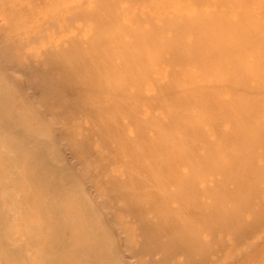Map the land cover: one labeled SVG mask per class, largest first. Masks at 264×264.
I'll return each instance as SVG.
<instances>
[{
    "label": "bare ground",
    "instance_id": "1",
    "mask_svg": "<svg viewBox=\"0 0 264 264\" xmlns=\"http://www.w3.org/2000/svg\"><path fill=\"white\" fill-rule=\"evenodd\" d=\"M59 1L47 0L46 6L41 7V13L40 7L20 9L21 13L24 11L32 18H37L38 30L51 29L55 35L51 48L45 49L42 47L43 42L39 41L41 48L36 53V71L43 77V81L46 77L52 78L57 88L67 87L72 92L92 91L97 94V97L92 99H81L75 110L80 118L89 123L88 126L85 125L87 132L82 136L83 141L88 145L91 136L98 140L100 145L97 159L105 162L100 168V174L107 176L105 181L108 182L109 188L114 189L118 196H124V199H117L124 204L121 209L135 216L132 221L142 232L141 236H144L143 240L146 241L144 243H150L144 238L152 232L157 235L156 239H151L154 248L159 246L161 250H165V246L158 244V237L171 232V227L175 226L177 221L186 217L189 218L188 222H209L215 216H220V207L213 208L207 204L206 208L200 196L208 194L213 203V200H220L216 187L218 186L219 193L220 189L221 193L225 191L220 188L223 187L220 186V179L218 182L212 180L214 186H211L204 174L214 175L218 172L223 174L221 183L225 187L232 184L233 187L241 188L249 184V176L255 173L256 169L260 170L251 162L253 152L247 151L246 147L258 143L264 145V64H261L264 60V45H261L264 40V24H261L264 19V5L257 6L259 4L253 1V4L246 7L249 11L252 8L256 11L263 8V11H259V20L250 15V12L244 11L245 16L242 14L240 18L235 19L241 20H238V25L243 31H234L238 33L234 38H229L226 34L217 36L220 44L209 46L211 50H215L206 52L209 49L207 37L191 46V49L197 50L198 53L192 54L189 49L177 58L174 52L181 46L175 47L170 41V59L156 52V57L148 56L149 58L139 61L147 66L146 71L141 72L139 76L130 75L116 83L112 79L110 81L109 76L124 73L134 67V64L116 61L114 57L107 56L106 52L97 49V43L119 38L120 35L114 37L110 34V37L94 32L87 36L88 41H82L83 37L77 39L76 34L72 38L74 41H80L77 44L78 50L70 48L65 51L62 35L60 37L62 31L58 24ZM50 8L57 9V13L52 14L49 19L54 22L52 28L44 23ZM104 18L106 23L117 21L114 16ZM205 21L203 18L201 25ZM118 23H121L120 19ZM199 26H194L191 32L195 34ZM140 38L138 41H130L129 46H148L151 43L148 33ZM256 46L260 48L256 50ZM75 51L79 52L78 56H75L78 62L64 64L66 53L75 54ZM163 57L167 59L164 60ZM216 58L220 60V65L208 66ZM91 61L95 64L86 68L85 62ZM182 61L184 63L180 66ZM196 64L199 66L191 72L189 66ZM165 67H168V70H164L166 73L162 71ZM211 71L218 74L217 82L204 79ZM159 74L167 78L161 80ZM77 75L82 76V84L72 78ZM237 75L243 79L235 84L234 77ZM67 76H71L69 81L74 83H63L64 77ZM219 84L245 91L250 102L240 105L239 100H226L223 93L217 94ZM7 86L0 78V264H72L67 260L72 255L76 259L73 264H113L108 260L107 254L103 253L101 235L94 228L95 224L90 215L94 211L93 206L84 199L76 212L64 207L62 192L65 188L75 186V179L68 175L64 165L57 167V164L50 163L49 153L45 151L48 141L38 138L33 127L29 129L22 126L26 115L11 110V102L7 100ZM151 90L153 93L149 94ZM106 92L115 93L116 97L107 99L104 95ZM214 96H218L216 101ZM148 103L156 104L151 106ZM145 104V108L159 109L163 116L149 119V114L146 120L143 117L144 120L140 121ZM193 107L201 116H197ZM241 110H247L249 113L236 116ZM178 113L180 117H177ZM107 114L111 116L107 117ZM230 119L232 123L225 133L223 132V137H216L221 124ZM252 125L256 126L255 129L250 128ZM170 128L176 130L170 132ZM165 130L170 133H165ZM229 145H233L242 155L230 153L234 149L230 150L229 154L225 150ZM234 160H237V166L231 165ZM189 161H195V165L188 164ZM109 166H114L119 171L123 167L120 177L112 174L115 171L110 170ZM227 167H230L236 177L230 172L223 173ZM237 174H243V177L246 174V179ZM25 185L32 186L33 190L32 195L22 198L23 206L28 208L39 205L42 208L40 217L49 222V228L42 231L41 237L38 238L35 233L39 231V226L34 228L35 226L31 225L28 229L21 230V233L14 231L23 225L27 227L26 223L29 221L24 217L25 208L17 204L21 195L17 194L16 190ZM212 188H215L214 192ZM225 194L228 199L245 203L242 207L239 206L237 211H245L250 207L248 205L252 204L251 199L242 192L235 195ZM174 202H177L176 206H173ZM85 212L88 215L87 224L72 229V219L79 222ZM20 214L23 217L19 218ZM146 214L155 219L158 217V220L149 219ZM82 240L90 241L92 245L79 246ZM176 244V250L183 252L190 245L188 242ZM31 245L33 248H30ZM147 251L152 254L151 249L148 248ZM167 251L165 258L169 261L175 252L172 249ZM129 257L132 258L130 255L126 258ZM166 259L162 262H166Z\"/></svg>",
    "mask_w": 264,
    "mask_h": 264
},
{
    "label": "rangeland",
    "instance_id": "2",
    "mask_svg": "<svg viewBox=\"0 0 264 264\" xmlns=\"http://www.w3.org/2000/svg\"><path fill=\"white\" fill-rule=\"evenodd\" d=\"M253 1L259 4L257 6L264 5V0H60L59 5H57L58 9L60 8L58 24L62 31L60 37L62 35L64 40L62 46L65 51L66 49L69 51L70 48L78 50L77 44L80 41H74L72 38L76 34H78L77 39H80V36L83 37L82 41H88L87 36L94 34V32L106 36L112 34L114 37L120 35L119 38L97 43V49L106 52L107 56L114 57L116 61H127V63L134 64V67L124 73L109 76L110 81L112 79L118 83L130 75L137 74L139 76L141 72L146 71L147 66L139 63L141 59L149 58L148 56L150 58L156 57V52L166 55L168 58L171 57V51L168 49L170 41L175 47L181 46L174 52L178 58L191 49L193 44L204 41L207 37H209L207 40L209 43L207 48L209 49L206 52L211 50L210 45L220 44V40L217 39L220 34L234 38L235 35H238L234 31H243L238 25V20L242 14L245 16L244 11L250 12V15L259 20L258 17L261 13L259 11H263V8L258 11L255 8L250 9V11L246 8L253 4ZM46 3L47 0H43V2L41 0H0V78L4 81V85H8L7 96L9 99L7 100L11 102V110L20 115H26L22 126L29 129L33 127L38 138H44L48 141L45 151L49 153L50 163L57 164V167L64 165L67 167L68 175L75 179V186L73 184L71 188L62 189L61 198L65 202L64 207L76 212L84 199L93 206L94 211L90 215L94 221L96 232L101 235L103 253L107 254L108 260L113 264H264V145L262 143L246 147L247 151L253 152L251 162L260 170L256 169V172L252 173L251 176L247 174L249 184L242 186V189L238 186L233 187L232 184H227L225 187L221 183L223 182V174L218 172L214 175L204 174L211 186H214L213 181L218 182L220 179V186H223L220 188L225 191L221 193L220 189V193L217 192V186L216 193L220 196V200H213V203H211V197L208 194L200 196L205 206L208 204L213 208L220 207V216H215L209 222H194V220L188 222L189 218L186 217L177 221L176 225L171 227V232L168 231L166 236L162 234L158 237V244L165 246V250H161L159 246L154 248L155 245L151 239L157 235L152 232L146 234L144 238L148 239L150 243H144L146 241L143 240L144 236H141L142 232L132 221L135 216L121 209L124 204L117 200L124 199V196H118L114 189L109 188L108 182L105 181L107 176L100 174V168L105 162L97 159L100 145H98V140L91 136L88 145L83 141L82 136L87 132L84 128L89 123L80 118L78 111L75 110L81 99H92L97 97V94H93L92 91L78 93L73 90L72 92L67 87L57 88L52 78L46 77L43 81V77L39 76L36 71L34 64L37 61L36 53L41 48L39 41L43 42L42 47L45 49L51 48L55 35L51 29L38 30L36 27L37 18H32L29 13H24V11L21 13L20 9L28 10L33 7H40V11L41 7L46 6ZM56 10L50 8L46 15L47 19H44V23L50 28L53 27L52 23L54 22L49 19H51L52 14L57 13ZM108 16L117 17V19L115 18L117 21L113 23L104 22V17ZM236 17L239 18L235 20ZM203 18L206 21L201 25ZM118 19L121 20V23H118ZM262 20L261 24H264V19ZM198 25H200L198 31L193 34L192 28ZM146 33L150 34L151 37L149 41L151 43L148 46H129L130 41L134 42L135 39L138 41ZM261 45H264V40ZM259 48L260 46H256V50ZM190 52L192 54L198 53L197 50L192 49ZM74 53H66L64 64L77 61L75 58L79 52L75 51ZM247 58L250 59V56ZM151 61L154 62L155 60ZM183 63L184 61L180 62V66ZM220 63V60L216 58L208 66L216 67ZM85 64L87 65L86 68H90L95 62H85ZM261 64H264V60ZM198 66V64L189 66L190 71L193 72ZM164 70H168V67L162 69L163 72ZM216 71L207 73L204 79L209 82H217L218 74ZM158 76L161 80L167 78L160 76V74ZM70 78L71 76L64 77L63 83H74L72 80L69 81ZM72 78L82 84L81 75ZM241 79L243 78H239L237 75L234 77V83L238 84ZM218 87L217 94L223 93V98L226 100H239L238 104L240 105H245L244 102H250L245 91L228 88L223 84H219ZM152 93L151 90L149 94ZM104 95L107 99L116 97L115 93L110 92H106ZM217 98L218 96H214V101ZM226 100L225 102H227ZM155 104L152 103L151 106ZM84 107L86 108V106ZM145 107L146 104L141 112L142 119L140 121L144 118L146 120L149 114V119L162 115V112L160 113L157 108L148 109ZM206 107L208 106L206 105ZM193 111L198 114L197 116H201L194 107ZM248 113L247 110H241L237 112L236 116ZM110 114H107V117H110ZM177 117H180V113L177 114ZM137 121L140 122L139 119ZM231 123L232 120L230 119L221 124L216 137H223V132L225 133ZM255 127L252 125L250 128L255 129ZM175 130L176 128H170L169 131ZM165 131V133L169 132L168 130ZM234 146L236 147V145ZM232 149H234L233 145L225 148L228 153ZM230 153L242 155L235 149ZM194 162L189 161L187 163L195 165ZM236 163L237 160L231 161L232 166H237ZM109 167L110 170L115 171L113 173L109 171V173L120 177L123 167H121V171L114 166ZM225 170L223 173L230 172L231 175L235 176L230 167ZM237 176L246 179V174L244 175L245 178L243 174H237ZM32 190L33 187L30 185L28 187L25 185L16 190L17 194L21 195L18 197L17 204L25 208L22 204V198L32 195ZM214 190L215 188H212V192ZM240 192L251 199L252 204L248 205L250 207L245 211H237V208L242 207L245 203L236 199H228L225 196V193L235 195ZM176 204L177 202H174L173 206ZM25 212L24 217L29 219L26 223V225L28 224L27 227L23 225L14 231L21 233V230L24 231L31 225L35 226L34 228L39 226L37 230L40 233L37 231L35 236L41 237V232L49 228L47 219L40 217L42 208L39 205H32L25 208ZM20 217H23L22 214ZM87 217L85 212L79 222L72 219V229L84 227L87 224ZM146 217L158 220V217L155 219L149 214H146ZM178 242H188L190 245L185 249L186 251H178L176 250V243ZM80 243L79 246L92 245L87 240H82ZM30 248L33 246L31 245ZM148 248L151 249L152 254L147 251ZM168 249L175 252L169 261L165 258ZM129 255L132 258H126ZM163 259L167 261L162 262ZM67 260L73 264L76 259L72 255Z\"/></svg>",
    "mask_w": 264,
    "mask_h": 264
}]
</instances>
